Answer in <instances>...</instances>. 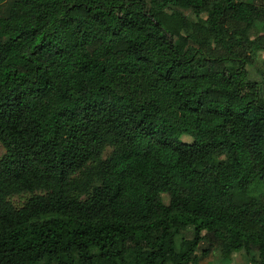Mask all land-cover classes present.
I'll list each match as a JSON object with an SVG mask.
<instances>
[{
  "label": "trees",
  "instance_id": "16d2710c",
  "mask_svg": "<svg viewBox=\"0 0 264 264\" xmlns=\"http://www.w3.org/2000/svg\"><path fill=\"white\" fill-rule=\"evenodd\" d=\"M259 51L264 0H0V264H264Z\"/></svg>",
  "mask_w": 264,
  "mask_h": 264
},
{
  "label": "rangeland",
  "instance_id": "374dc122",
  "mask_svg": "<svg viewBox=\"0 0 264 264\" xmlns=\"http://www.w3.org/2000/svg\"><path fill=\"white\" fill-rule=\"evenodd\" d=\"M186 14L189 13L188 10H184ZM263 61H264V51H259L253 58V63L251 66H249L250 70V76L254 79H257L260 81V90L261 94L264 95V66H263ZM185 139H187L185 137ZM188 140V139H187ZM5 152V148L3 145L0 143V156ZM261 191V192H260ZM254 193H257L258 195L260 193H264L263 188L261 187L260 189H257V191ZM166 199V197H165ZM24 200V195H18L12 197V201L15 204H21L22 201ZM189 232L193 230V227H189ZM197 253H199V250H197ZM257 256L256 252H251V254H245L241 252H233L231 255L230 259H223L220 255V252L218 250L213 251L210 255H208L206 258H204L200 264H251L249 261V257L251 255ZM167 264H172V263H167Z\"/></svg>",
  "mask_w": 264,
  "mask_h": 264
}]
</instances>
